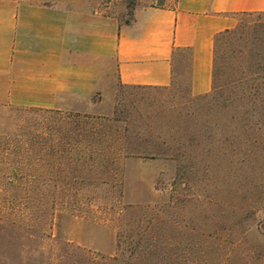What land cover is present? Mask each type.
<instances>
[{"label":"rangeland","instance_id":"obj_1","mask_svg":"<svg viewBox=\"0 0 264 264\" xmlns=\"http://www.w3.org/2000/svg\"><path fill=\"white\" fill-rule=\"evenodd\" d=\"M175 1L89 3L129 22L138 6ZM236 17V38L220 48L212 130L191 124L204 113L189 50L169 87L124 85L111 73L93 96H66L56 108L64 114L102 118H88L81 156L44 148L52 115L0 105V264H264V140L227 123L224 110L238 97L231 80L264 82V69L253 72L264 68V13Z\"/></svg>","mask_w":264,"mask_h":264},{"label":"crops","instance_id":"obj_2","mask_svg":"<svg viewBox=\"0 0 264 264\" xmlns=\"http://www.w3.org/2000/svg\"><path fill=\"white\" fill-rule=\"evenodd\" d=\"M91 0H0V105L60 108L91 97L114 73L124 85L169 87L190 52V90L213 88L215 38L264 0H176L145 5L129 22Z\"/></svg>","mask_w":264,"mask_h":264},{"label":"trees","instance_id":"obj_3","mask_svg":"<svg viewBox=\"0 0 264 264\" xmlns=\"http://www.w3.org/2000/svg\"><path fill=\"white\" fill-rule=\"evenodd\" d=\"M254 13L264 12H247L246 14ZM237 32L238 31L236 28L227 29L217 34L215 38L213 88L210 92L200 95L199 97H192L193 102L197 101L196 104L198 105V110L200 109L204 113V117L202 120L195 121V118H192V126L198 125L200 123L199 126L203 125L204 127L212 130L214 129V127H216L219 121V107L216 98V91L218 89V86L216 85V78L220 48L222 43L234 41V38H236L237 36ZM259 69L263 70L264 68L258 66L257 68H255V71H253L254 74H259ZM260 78L261 76L258 78H252L245 74L238 80H231L228 83L229 86H239V91L236 94V96L238 97L229 95L224 103V110L226 112L225 121L232 125L242 123L245 124V126H248L252 130H250L249 132V137L251 140H253V142H257L260 139L264 140V82L260 81ZM239 106L244 108V115H239ZM22 108H26L27 110L34 112L39 111L45 114L52 115L54 117L52 120L53 122L49 123L46 126L44 139H46L47 141L44 142L45 144L42 143V145H45L44 148L47 150V152L52 155L57 152L62 153L66 151H71L77 156L85 153L86 149L89 146V144L87 143V130L84 128L87 124L88 118L92 119V121L94 122L102 119L101 117L81 115L80 113L67 112L64 114L60 109L56 108ZM47 121V116H44L43 122L46 123ZM59 123L67 124L68 127H66V125L65 128H63V125H60ZM55 124H59V126H56ZM39 137L40 135L38 134L37 136H29L28 139L30 141V151L33 152L32 146L35 145L36 138ZM203 137L207 139L210 144H214L215 136L213 135V133L209 132V134H205V136L203 135ZM211 151L212 150L210 149L208 150V152ZM80 156L77 158L80 159Z\"/></svg>","mask_w":264,"mask_h":264}]
</instances>
